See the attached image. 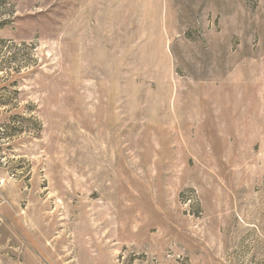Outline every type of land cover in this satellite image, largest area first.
Returning a JSON list of instances; mask_svg holds the SVG:
<instances>
[{"label":"rangeland","instance_id":"374dc122","mask_svg":"<svg viewBox=\"0 0 264 264\" xmlns=\"http://www.w3.org/2000/svg\"><path fill=\"white\" fill-rule=\"evenodd\" d=\"M0 264H264V0H0Z\"/></svg>","mask_w":264,"mask_h":264}]
</instances>
